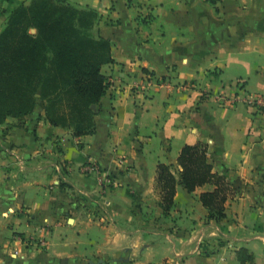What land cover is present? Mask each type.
Instances as JSON below:
<instances>
[{
	"label": "crops",
	"instance_id": "0c3cea01",
	"mask_svg": "<svg viewBox=\"0 0 264 264\" xmlns=\"http://www.w3.org/2000/svg\"><path fill=\"white\" fill-rule=\"evenodd\" d=\"M29 1L0 0V32ZM69 1L100 15L109 87L94 135L50 125L42 101L0 124V264H264V117L215 99L264 95V0ZM148 76L172 89L136 90ZM198 143L238 190L221 222L199 201L210 185L158 206V165L179 171Z\"/></svg>",
	"mask_w": 264,
	"mask_h": 264
},
{
	"label": "trees",
	"instance_id": "16d2710c",
	"mask_svg": "<svg viewBox=\"0 0 264 264\" xmlns=\"http://www.w3.org/2000/svg\"><path fill=\"white\" fill-rule=\"evenodd\" d=\"M99 20L97 11L69 0H30L10 13L0 32V124L32 114L42 101L50 125L74 137L96 133L98 107L109 87L102 67L113 62L111 42L93 34ZM208 152L205 143L185 145L179 171L158 165L156 191L164 215L174 209L181 182L190 194L213 186L199 201L209 220L227 218L238 190L214 171Z\"/></svg>",
	"mask_w": 264,
	"mask_h": 264
},
{
	"label": "built area",
	"instance_id": "2783aa9c",
	"mask_svg": "<svg viewBox=\"0 0 264 264\" xmlns=\"http://www.w3.org/2000/svg\"><path fill=\"white\" fill-rule=\"evenodd\" d=\"M209 2H217L220 0H206ZM167 87L168 90L172 89V85L166 83L162 79L156 76H148L147 79L142 82L141 84L136 85L134 88L138 91H145L151 88H161ZM216 101L220 103L228 104L229 106L235 107L239 104L248 106L253 108L258 114L264 117V95L263 94H243L237 95L233 99L228 98L222 93H219L215 96ZM124 163V159L120 160V164ZM82 174L84 175H98L100 178L103 179L104 185L106 187L111 188L115 186V180L113 176L107 175L106 173L102 172V170L95 164L89 163L82 166L81 170ZM44 246H46V242H42Z\"/></svg>",
	"mask_w": 264,
	"mask_h": 264
},
{
	"label": "water",
	"instance_id": "95a60500",
	"mask_svg": "<svg viewBox=\"0 0 264 264\" xmlns=\"http://www.w3.org/2000/svg\"><path fill=\"white\" fill-rule=\"evenodd\" d=\"M35 31L33 30V33H34ZM72 221V220H71ZM118 261H120V260H118ZM121 261H124V259H121ZM125 261H128V260H125Z\"/></svg>",
	"mask_w": 264,
	"mask_h": 264
},
{
	"label": "rangeland",
	"instance_id": "374dc122",
	"mask_svg": "<svg viewBox=\"0 0 264 264\" xmlns=\"http://www.w3.org/2000/svg\"><path fill=\"white\" fill-rule=\"evenodd\" d=\"M33 32V31H32Z\"/></svg>",
	"mask_w": 264,
	"mask_h": 264
}]
</instances>
